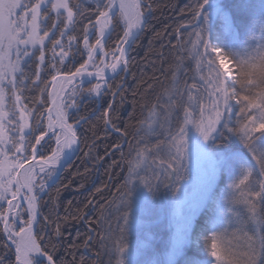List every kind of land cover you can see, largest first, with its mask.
I'll use <instances>...</instances> for the list:
<instances>
[{
  "label": "snow or ice",
  "instance_id": "obj_1",
  "mask_svg": "<svg viewBox=\"0 0 264 264\" xmlns=\"http://www.w3.org/2000/svg\"><path fill=\"white\" fill-rule=\"evenodd\" d=\"M175 10L168 86L153 102L134 90L142 118L121 128L116 97L123 106L124 86L114 90L108 81L131 71L129 52L148 30L153 0H0V264H105L103 255L106 264H264V0H187ZM117 27L122 35L106 50ZM35 89L38 97L26 94ZM109 93L98 120L128 152L113 143L105 156L120 152L112 166L125 165L127 175L117 198L100 210L99 232L90 228L81 243L66 245L71 260H57L61 223L41 215L40 201L57 166L70 167L80 149L78 129L87 118L74 117L78 100ZM96 140L85 145V156L101 160L93 156ZM222 175L229 182L218 191ZM162 189L171 194L178 224L163 254L150 234L129 240ZM114 205L115 226L106 215ZM201 212L208 220L196 231ZM72 218L84 219L79 211ZM41 221L55 224L47 242ZM92 233L103 250L92 253L95 259L88 255ZM190 245L202 259L186 255Z\"/></svg>",
  "mask_w": 264,
  "mask_h": 264
},
{
  "label": "trees",
  "instance_id": "obj_2",
  "mask_svg": "<svg viewBox=\"0 0 264 264\" xmlns=\"http://www.w3.org/2000/svg\"><path fill=\"white\" fill-rule=\"evenodd\" d=\"M238 2L239 0L224 1L228 5ZM252 2L254 3L255 1L252 0ZM185 3H187V0H153V11L149 18L148 30L146 31L148 37L140 38L129 52L131 71L123 80L120 74L115 79L108 81L114 90L121 82L124 86L122 91L126 99L123 106L119 105V96L116 97L118 108L116 115L119 116V120L116 123L121 128L126 124L135 123L136 119L142 118L141 109L138 106L134 112L132 104V93L134 90L138 89L140 93H145L146 99L149 102H153L155 101L156 95L168 86L169 81L166 79L168 73L165 72V68L172 62L169 42L175 43L170 33L172 27L175 26V23L179 19L176 15L175 8L183 7ZM87 4L93 5L94 0H87ZM165 25L170 26L168 33H165L161 39H155L154 34L157 32L163 33ZM120 33L121 28L117 27L107 41L106 50L113 47L114 43L119 39ZM150 41L151 44L149 43ZM142 46L145 51L141 52L139 49ZM160 53H163V61L161 60ZM79 62H82V59L78 57L75 62L77 66ZM72 69L73 64H68L66 70ZM141 81H144V83L141 84ZM148 84H152L153 88L145 92ZM89 86V84L84 85L85 89ZM26 94L33 97L40 95L38 89ZM111 98V94L109 93L100 98L98 102L95 99H86L82 103L79 102V112H74L73 115L76 119L80 117L87 118V123L81 122L78 129V136L81 140L80 149L74 158L71 159V166L65 165L57 179L51 184L48 194L43 195L41 198L39 206L41 215L49 216L53 220L59 217L61 229L64 234L63 246L58 244L55 251L57 260H71L72 257L65 250L66 245L72 242L81 243L89 234L90 228H96L97 232H99L97 218L100 215V210L102 207H106V202L115 199L117 196V188L126 177L127 170L125 165H122L120 168L112 166L113 160H120V152L117 151L114 155L109 154L105 156V149H110L113 143H121V140L115 133L105 136L102 122L98 120V117L107 107ZM136 99H140L139 95ZM133 113L135 119L130 121V114ZM92 125H96L97 127L92 129ZM93 131H95V136L93 135ZM97 137H100V139L96 140ZM93 140H96L97 144V147L93 150V156L104 157L101 160H93L85 156V153L89 151L85 145L90 144ZM123 151L125 154L128 152V144L126 142L123 144ZM62 185L66 187H61ZM97 188L101 189L99 193L96 192ZM56 189H59V193H57ZM78 211L84 217L83 220L72 218ZM65 217H67L66 222L64 220ZM37 228L41 230L40 234L45 237V242H47L50 233L55 228V224L50 223L45 226L44 222L41 221L37 225ZM78 233L80 234L79 238L77 237ZM92 235L94 239L92 241L91 252L88 253L89 256H92L94 252L103 251L100 248L97 233H93ZM82 249L76 250L77 257L84 253ZM2 251L3 249L0 248V252ZM186 255L195 259L203 258V253L194 247L187 249ZM11 258L14 259V257ZM92 258L95 259L94 256ZM102 259L106 264L108 257L103 255Z\"/></svg>",
  "mask_w": 264,
  "mask_h": 264
},
{
  "label": "rangeland",
  "instance_id": "obj_3",
  "mask_svg": "<svg viewBox=\"0 0 264 264\" xmlns=\"http://www.w3.org/2000/svg\"><path fill=\"white\" fill-rule=\"evenodd\" d=\"M224 1H228V0H224ZM254 1H255L254 3L260 2V0H254ZM121 35H122V28H121V33H120L119 37ZM142 37L147 38L148 33L145 31V33L140 38H142ZM118 41H119V39L114 43L113 47H111L108 50H111L112 48H114L115 44ZM139 50L141 52L145 51L143 49V46L140 47ZM120 74L122 76L121 78L124 79L125 74L124 73H120ZM188 82L191 83L192 82L191 79H189ZM93 83H95V82H93ZM98 101L99 100H97V102ZM78 104H79V100H78ZM121 143L124 144L125 142L121 141ZM52 146L54 147L55 145L53 144ZM73 158H74V156H73ZM228 182L229 181H228L226 176H223V175L220 176L217 180V185H218L217 190L219 191L220 189H222ZM116 198H117V196L115 197V199ZM171 200H172L171 194L162 189L160 197L157 198L151 205H149L147 207V210L140 215V220L142 222L140 231L139 232L134 231L131 233V235L129 236L130 242L135 243L137 241L138 236L140 239H145L150 234L152 237V244L156 248V250L161 254H163L165 252L166 243L174 235V233L178 227V224L175 221L174 216H173L174 210H173V207L171 205ZM117 204H118V200H117ZM109 213H111V216L113 217L112 223H113V226H115L116 221H115L114 217L116 215V205H114L111 209L106 210V215H108ZM207 220H208V215L206 212L199 213L194 218L195 230L199 231L201 226L205 225ZM191 247H194L195 249H197L195 245H190V246H188L187 249H189ZM187 249H186V251H187ZM82 252H84L83 249H82Z\"/></svg>",
  "mask_w": 264,
  "mask_h": 264
},
{
  "label": "water",
  "instance_id": "obj_4",
  "mask_svg": "<svg viewBox=\"0 0 264 264\" xmlns=\"http://www.w3.org/2000/svg\"><path fill=\"white\" fill-rule=\"evenodd\" d=\"M121 73H122V72H121ZM111 75H112V74H111V72H110V70H109V76H111ZM123 78H124V77H123ZM110 80H111V79H110ZM93 82H95V81H93ZM73 156H74V155H73ZM73 156L71 157V159L73 158ZM64 166H65V165H64ZM64 166L58 168L57 172L55 173V177H54V179H53L52 181H54V180L57 178L59 172L64 168ZM52 181H51V182H52ZM51 182H49V184H50Z\"/></svg>",
  "mask_w": 264,
  "mask_h": 264
},
{
  "label": "bare ground",
  "instance_id": "obj_5",
  "mask_svg": "<svg viewBox=\"0 0 264 264\" xmlns=\"http://www.w3.org/2000/svg\"><path fill=\"white\" fill-rule=\"evenodd\" d=\"M60 166H57V169L59 168ZM56 173V172H55ZM55 173H54V175H53V177H52V179L51 180H49V182L50 181H52L53 179H54V177H55Z\"/></svg>",
  "mask_w": 264,
  "mask_h": 264
}]
</instances>
